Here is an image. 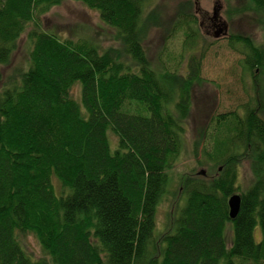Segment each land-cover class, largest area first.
Instances as JSON below:
<instances>
[{
	"label": "trees",
	"instance_id": "1",
	"mask_svg": "<svg viewBox=\"0 0 264 264\" xmlns=\"http://www.w3.org/2000/svg\"><path fill=\"white\" fill-rule=\"evenodd\" d=\"M61 1L0 0V80L23 33L31 43L19 79L0 88V264H264V44L227 36L244 50L256 95L243 111L212 117L204 153L217 173L181 176L184 203L171 230L157 234L201 58L191 55L187 75L153 68L141 0H79L115 29L119 48L61 38L39 21ZM251 2L264 13V0ZM194 21L183 13L174 24L188 25L185 47L195 43ZM77 83L80 101L72 96ZM129 102L143 112L128 111ZM109 131L118 136L115 150ZM244 160L253 180L232 219L228 198ZM53 175L66 193L56 192ZM28 233L46 255L26 251L18 235Z\"/></svg>",
	"mask_w": 264,
	"mask_h": 264
},
{
	"label": "rangeland",
	"instance_id": "2",
	"mask_svg": "<svg viewBox=\"0 0 264 264\" xmlns=\"http://www.w3.org/2000/svg\"><path fill=\"white\" fill-rule=\"evenodd\" d=\"M143 7L142 41L153 68L175 71L187 75L189 60L195 54L201 58V79L192 88V104L189 116L184 119L185 130L183 145L176 162L169 171L171 184L157 207L156 232L171 230L179 205L184 203L180 193V178L183 175H205L212 177L217 173V166L207 161L204 151L210 150L212 138H206L203 130L211 126L215 114L231 110L243 111L244 105L256 95L253 76L247 70L245 53L240 46H233L229 34H244L252 37L255 43L264 44V13L258 11L251 0H199L198 11L194 0H141ZM217 8V15L227 25L226 36H214L217 27L212 16ZM188 20H195L193 29H197L194 45L185 47L188 25L180 29L175 27L180 15ZM41 27L55 32L61 38L88 39L100 50L110 47L119 48L121 39L115 29L105 23L100 13L79 0H62L52 6L40 18ZM31 43L26 33L17 42L8 65L1 67L0 88L10 77L19 79V73L26 68ZM243 50V51H242ZM4 80V82H2ZM264 92V77L261 78ZM80 84L72 88V96L79 100ZM131 112H143L142 105L127 103ZM109 140L113 150L118 147V136L109 131ZM209 140V141H208ZM205 149V150H204ZM204 170V172H202ZM253 180V173L248 161L239 165L237 193L245 190ZM52 181L60 195L67 192L61 181L53 175ZM233 230L227 229L228 241ZM21 244L35 259L46 255L37 237L32 233L18 235ZM256 239H260V228L255 230Z\"/></svg>",
	"mask_w": 264,
	"mask_h": 264
},
{
	"label": "water",
	"instance_id": "3",
	"mask_svg": "<svg viewBox=\"0 0 264 264\" xmlns=\"http://www.w3.org/2000/svg\"><path fill=\"white\" fill-rule=\"evenodd\" d=\"M196 4V11H198V1L194 0ZM212 21H214V26L217 27L214 36L216 38L221 36V33H223V36H226L228 33V28L226 23L219 18L217 15V8L214 9V14L212 16ZM228 36V35H227ZM204 172V170H202ZM241 201L242 197L239 193H233L228 198V205H229V215L232 219L236 218V216L239 214L240 207H241Z\"/></svg>",
	"mask_w": 264,
	"mask_h": 264
}]
</instances>
